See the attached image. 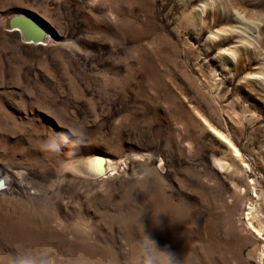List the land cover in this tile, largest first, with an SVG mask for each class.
I'll return each instance as SVG.
<instances>
[{
  "label": "rangeland",
  "instance_id": "rangeland-1",
  "mask_svg": "<svg viewBox=\"0 0 264 264\" xmlns=\"http://www.w3.org/2000/svg\"><path fill=\"white\" fill-rule=\"evenodd\" d=\"M0 171V264H264V0H0Z\"/></svg>",
  "mask_w": 264,
  "mask_h": 264
},
{
  "label": "water",
  "instance_id": "water-1",
  "mask_svg": "<svg viewBox=\"0 0 264 264\" xmlns=\"http://www.w3.org/2000/svg\"><path fill=\"white\" fill-rule=\"evenodd\" d=\"M8 29L20 33L23 40L29 44L42 45L47 40L48 31L36 19L26 15H15L9 19ZM5 182L0 180V191L4 189Z\"/></svg>",
  "mask_w": 264,
  "mask_h": 264
},
{
  "label": "clouds",
  "instance_id": "clouds-1",
  "mask_svg": "<svg viewBox=\"0 0 264 264\" xmlns=\"http://www.w3.org/2000/svg\"><path fill=\"white\" fill-rule=\"evenodd\" d=\"M135 264H177V258L170 251L158 249L154 241L145 237L136 250Z\"/></svg>",
  "mask_w": 264,
  "mask_h": 264
},
{
  "label": "bare ground",
  "instance_id": "bare-ground-1",
  "mask_svg": "<svg viewBox=\"0 0 264 264\" xmlns=\"http://www.w3.org/2000/svg\"><path fill=\"white\" fill-rule=\"evenodd\" d=\"M233 152L238 154L237 150H233ZM110 161L109 160H103V159L97 160L96 161V165L94 166L95 173L96 174L107 173L108 171H113L116 168H118L117 166L113 165ZM3 175L4 174L2 173V171H0V180H3L5 182L4 185L6 186V188L4 187V189L1 190V191H6L8 189L10 190L11 184L6 182V179L3 178Z\"/></svg>",
  "mask_w": 264,
  "mask_h": 264
}]
</instances>
